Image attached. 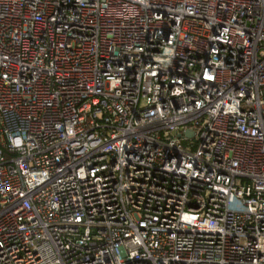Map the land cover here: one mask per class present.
<instances>
[{
    "label": "built area",
    "instance_id": "built-area-1",
    "mask_svg": "<svg viewBox=\"0 0 264 264\" xmlns=\"http://www.w3.org/2000/svg\"><path fill=\"white\" fill-rule=\"evenodd\" d=\"M0 264H264V0H0Z\"/></svg>",
    "mask_w": 264,
    "mask_h": 264
},
{
    "label": "water",
    "instance_id": "water-1",
    "mask_svg": "<svg viewBox=\"0 0 264 264\" xmlns=\"http://www.w3.org/2000/svg\"><path fill=\"white\" fill-rule=\"evenodd\" d=\"M187 136H192L193 135V132L192 131H186L185 133Z\"/></svg>",
    "mask_w": 264,
    "mask_h": 264
}]
</instances>
